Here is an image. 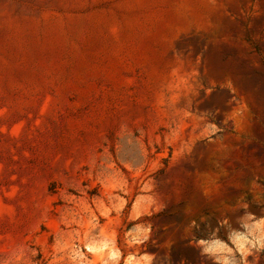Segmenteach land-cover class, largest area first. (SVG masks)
<instances>
[{
  "label": "rangeland",
  "instance_id": "374dc122",
  "mask_svg": "<svg viewBox=\"0 0 264 264\" xmlns=\"http://www.w3.org/2000/svg\"><path fill=\"white\" fill-rule=\"evenodd\" d=\"M0 264H264V0H0Z\"/></svg>",
  "mask_w": 264,
  "mask_h": 264
}]
</instances>
